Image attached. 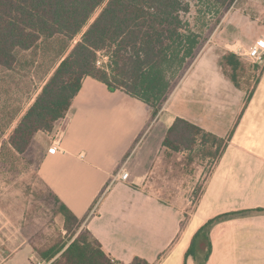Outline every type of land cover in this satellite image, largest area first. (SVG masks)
<instances>
[{"label": "crops", "instance_id": "1", "mask_svg": "<svg viewBox=\"0 0 264 264\" xmlns=\"http://www.w3.org/2000/svg\"><path fill=\"white\" fill-rule=\"evenodd\" d=\"M235 5L155 116L140 100L87 76L65 116L34 135L44 140L38 174L48 189L78 218L99 198L82 227L116 264L134 257L151 264H264V72L243 109L246 89L220 66L236 48H264V9L253 20ZM176 117L219 137L233 129L192 210L190 195L169 200L146 188ZM210 220L204 260L207 240L194 236ZM27 263L17 253L6 264Z\"/></svg>", "mask_w": 264, "mask_h": 264}, {"label": "trees", "instance_id": "2", "mask_svg": "<svg viewBox=\"0 0 264 264\" xmlns=\"http://www.w3.org/2000/svg\"><path fill=\"white\" fill-rule=\"evenodd\" d=\"M230 2L232 0H0V69H13L19 52L32 50L43 40L72 39L81 33L80 40L58 61L11 130L8 138L11 153L15 156L24 153L37 132L53 129L69 110L87 76L105 84L109 91L120 90L140 100L152 109V117L155 116L196 58L201 43L202 36L191 27L186 14L197 3L203 12L218 13ZM95 12L98 14L88 23ZM100 54L107 57L103 64H98ZM234 56L231 52L223 55L221 68L226 60L235 69ZM254 64L261 65L260 72H264V58L261 64ZM228 77L235 86L241 87L235 73ZM257 80L246 89L243 109ZM232 133L233 129L227 136L219 137L176 117L167 129L162 145L169 151L188 152V157L194 146H201L198 153L209 158L211 173ZM202 188L195 193L196 201ZM48 190L54 196L63 227L71 237L69 243L59 245L56 242L46 250L39 249L40 259L49 261L57 256L58 264H116L88 230L80 229L99 198L83 218H78ZM210 222L194 236L203 234L207 240L204 260L211 247L206 234ZM192 249L193 244L187 254ZM129 264L151 263L134 257Z\"/></svg>", "mask_w": 264, "mask_h": 264}, {"label": "rangeland", "instance_id": "3", "mask_svg": "<svg viewBox=\"0 0 264 264\" xmlns=\"http://www.w3.org/2000/svg\"><path fill=\"white\" fill-rule=\"evenodd\" d=\"M236 3L244 15L253 20L264 9V0H232L218 13L203 12L198 3L192 6L186 18L202 36L197 55L208 45L225 13ZM97 14L95 12L88 23ZM80 36L81 33L72 39L54 37L43 40L32 50L19 52L13 69H0V264H6L17 253L28 257L30 264H35L42 261L37 252L39 249L46 250L56 242L59 245L69 243L71 236L56 211L54 196L38 174L44 140L33 137L27 150L15 156L11 153L8 138L20 117L16 122L13 120L29 107L58 61L69 54ZM236 49L232 57L236 62L235 69L224 60L222 70L227 76L235 73L239 85L247 89L256 80L261 65L241 56L239 53L244 48ZM106 61L107 57L100 54L98 64ZM200 149L201 146H194L188 157V152H173L164 147L163 159L148 177L146 188L169 200L177 194L190 195L192 210L195 193L203 186L212 167L209 158L200 156ZM80 229L84 228L81 226ZM202 243L199 246L205 247V241ZM49 262L58 264L57 256Z\"/></svg>", "mask_w": 264, "mask_h": 264}, {"label": "built area", "instance_id": "4", "mask_svg": "<svg viewBox=\"0 0 264 264\" xmlns=\"http://www.w3.org/2000/svg\"><path fill=\"white\" fill-rule=\"evenodd\" d=\"M243 56H245L248 60H250L252 63H258L261 64L263 62L264 58V48H261L258 44H252L247 50L243 52ZM55 146H51L48 148V152H54ZM128 172L127 171H121L120 179H127ZM35 264H51L49 261H37Z\"/></svg>", "mask_w": 264, "mask_h": 264}]
</instances>
